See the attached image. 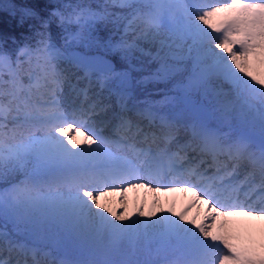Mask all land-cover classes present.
Segmentation results:
<instances>
[{"label":"snow or ice","instance_id":"6c2138e0","mask_svg":"<svg viewBox=\"0 0 264 264\" xmlns=\"http://www.w3.org/2000/svg\"><path fill=\"white\" fill-rule=\"evenodd\" d=\"M11 14L29 34L0 37V264H264V0Z\"/></svg>","mask_w":264,"mask_h":264},{"label":"trees","instance_id":"16d2710c","mask_svg":"<svg viewBox=\"0 0 264 264\" xmlns=\"http://www.w3.org/2000/svg\"><path fill=\"white\" fill-rule=\"evenodd\" d=\"M12 4H28L35 8L42 16H46L47 13L51 10H54L57 0H7ZM28 23H35V21H28ZM51 31L53 36L59 42V29L55 25H52ZM29 34L27 25L21 28L17 24V18H15L11 12L3 11L0 9V37H12L15 36L19 42H23L25 35ZM7 47L13 49L16 47L11 42V39L8 40ZM164 85H153L146 84L137 88L136 96L138 99H143L146 95L151 94V99L159 100L161 93L159 90H162Z\"/></svg>","mask_w":264,"mask_h":264},{"label":"rangeland","instance_id":"374dc122","mask_svg":"<svg viewBox=\"0 0 264 264\" xmlns=\"http://www.w3.org/2000/svg\"><path fill=\"white\" fill-rule=\"evenodd\" d=\"M213 2H223V0H213ZM13 5L11 2L7 1V0H0V9H2L3 11H8L12 13L13 10ZM78 51H83V52H87L89 55H91L92 53H97L94 51H90L88 49H77ZM100 54V53H98ZM223 55V53H222ZM128 197H129V201L133 202V201H143L145 199H147V201L149 202V204L151 203L152 200V194L151 193H146L143 190H139L137 192H129L128 193ZM190 196H185L184 194H175V195H168V196H161V200L163 201H172L174 200L176 203V207L179 210L183 205L187 204L188 201L190 200ZM195 212V210H193Z\"/></svg>","mask_w":264,"mask_h":264},{"label":"water","instance_id":"95a60500","mask_svg":"<svg viewBox=\"0 0 264 264\" xmlns=\"http://www.w3.org/2000/svg\"><path fill=\"white\" fill-rule=\"evenodd\" d=\"M91 55H96V54H91Z\"/></svg>","mask_w":264,"mask_h":264},{"label":"bare ground","instance_id":"6f19581e","mask_svg":"<svg viewBox=\"0 0 264 264\" xmlns=\"http://www.w3.org/2000/svg\"><path fill=\"white\" fill-rule=\"evenodd\" d=\"M189 196H190V194H189ZM191 198V197H190Z\"/></svg>","mask_w":264,"mask_h":264}]
</instances>
